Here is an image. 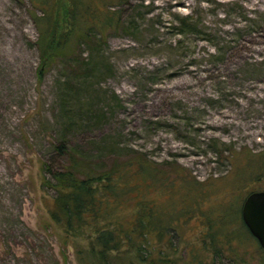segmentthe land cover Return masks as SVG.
I'll list each match as a JSON object with an SVG mask.
<instances>
[{
  "label": "rangeland",
  "instance_id": "obj_1",
  "mask_svg": "<svg viewBox=\"0 0 264 264\" xmlns=\"http://www.w3.org/2000/svg\"><path fill=\"white\" fill-rule=\"evenodd\" d=\"M33 10L30 0H0V264H78L71 240L46 221L39 188L38 160L53 158L48 142L67 131L68 112L58 100L60 65L36 82ZM170 14L193 16L195 33L181 40ZM121 15L134 28L107 32L100 49L110 69L88 78L77 98L102 108L75 122L72 145L97 166L136 155L204 180L207 211L262 189L246 156L254 163L264 154V0H126ZM201 227L198 217L177 227V264L257 259L213 258L200 249Z\"/></svg>",
  "mask_w": 264,
  "mask_h": 264
},
{
  "label": "trees",
  "instance_id": "obj_2",
  "mask_svg": "<svg viewBox=\"0 0 264 264\" xmlns=\"http://www.w3.org/2000/svg\"><path fill=\"white\" fill-rule=\"evenodd\" d=\"M30 4L35 9L30 17L37 30L33 42L36 82L39 84L51 67L60 65L65 83L58 88V100L60 108L68 112L63 117L68 132L48 142L53 158L38 160L39 188L44 193L46 221L53 223L64 241L71 240L77 263L177 264L175 251L181 240L177 227L198 217L201 250H209L218 260L229 257L227 252L239 254L240 262L245 254L256 255L253 264H264V250L240 218L244 197L207 211L201 209L206 181L179 173L172 176L171 171L136 155L97 166L91 152L70 142L77 129L75 122L93 121L91 112L102 108L87 94L81 99L89 102L77 98L88 78L110 69L100 49L107 32L134 28V18L121 15L126 0H30ZM170 15V27L181 40L195 33L198 22L193 16ZM246 158L248 165H255L257 179L264 177V154H257L254 163L253 158ZM242 180H236L239 187L245 185ZM254 190L261 189L246 194ZM60 254L65 260L64 249Z\"/></svg>",
  "mask_w": 264,
  "mask_h": 264
},
{
  "label": "water",
  "instance_id": "obj_3",
  "mask_svg": "<svg viewBox=\"0 0 264 264\" xmlns=\"http://www.w3.org/2000/svg\"><path fill=\"white\" fill-rule=\"evenodd\" d=\"M240 218L258 246L264 250V189L250 191L244 196Z\"/></svg>",
  "mask_w": 264,
  "mask_h": 264
}]
</instances>
